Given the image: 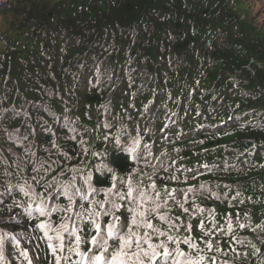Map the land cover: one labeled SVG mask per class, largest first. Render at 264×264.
Returning <instances> with one entry per match:
<instances>
[{
    "label": "trees",
    "instance_id": "trees-1",
    "mask_svg": "<svg viewBox=\"0 0 264 264\" xmlns=\"http://www.w3.org/2000/svg\"><path fill=\"white\" fill-rule=\"evenodd\" d=\"M256 9L247 0H0V113L19 112L0 122V177L15 170L28 141L48 140L39 131L42 121L62 128L50 117L67 115L78 135L53 149L58 164L47 178L68 182L76 168L92 171L94 186L106 188L111 175L95 171L106 164L118 187L120 177L135 180L154 168L161 192L206 185L202 196L184 202L188 213L170 204V214L191 224L181 234L201 249L211 239L213 249L227 252L207 256L243 264L230 245L250 249L215 229L226 231L231 220L236 235L260 246L252 229L264 226V18ZM121 125L133 135L139 128L142 144L152 146L147 162L132 161L117 143ZM20 128L32 132L23 144ZM32 151L42 160L48 155L39 146ZM24 215L0 206V217H13L0 229L19 232ZM237 220L246 227L239 229ZM210 229L213 235H204ZM14 253L6 241L10 264H17ZM254 262L250 257L248 264Z\"/></svg>",
    "mask_w": 264,
    "mask_h": 264
},
{
    "label": "snow or ice",
    "instance_id": "snow-or-ice-1",
    "mask_svg": "<svg viewBox=\"0 0 264 264\" xmlns=\"http://www.w3.org/2000/svg\"><path fill=\"white\" fill-rule=\"evenodd\" d=\"M18 114L17 111L0 113V122ZM24 115L29 116V113L24 111ZM50 118L53 121L59 119L62 128L54 129L49 126V120L42 121L39 131L49 134L46 141H28L32 132H25L24 128L17 130L18 141L21 144L28 141L27 146L23 155L17 156L14 161L15 170L5 171L0 177V206L10 213L19 210L25 214V223L19 232L0 229V264H10L5 256L6 241L14 246L17 264H208L209 260L211 264H229L226 259L217 261L216 255L205 254L213 251L222 253L219 247L213 249L211 239L204 241L205 248L201 249L191 235H182V228L191 232V224L185 226L183 222L177 223L180 218L170 214V204L179 205L188 213L184 202L190 194L193 197L202 196L207 190L206 185L202 184L199 188L164 189L161 192L155 183L159 170L154 168L151 175L145 172L135 180L131 175L120 177L118 187L114 169L106 164L95 166L97 173L111 175V186L106 188L94 186L92 171L82 172L76 168L72 169L73 175L68 182L59 181L57 176L47 178L52 165L58 164L59 157L52 160L53 149H58L63 139L71 141L78 135L77 129L73 127L75 121L67 115L59 118L53 115ZM24 127L31 128V125L25 123ZM103 127L111 129L113 125L105 122ZM69 132L72 135H68ZM53 136L54 141L51 139ZM116 140L132 161L147 162L152 155V146L149 143L142 144L143 136L139 128L133 135L127 125H121L120 136ZM46 143L50 146L45 147ZM37 146L48 153L43 160L40 151H32ZM29 155L33 160L26 167ZM61 155L65 159L69 158L67 152ZM29 170L32 175L28 174ZM41 172L44 175H39ZM132 172L136 173L137 169L133 168ZM5 177H15V183ZM146 179L151 183L146 185ZM171 179L177 180V176L173 175ZM211 194L216 195L214 192ZM180 196L183 200L179 199ZM122 210L126 213L124 217L119 214ZM199 211L203 213L205 210L200 208ZM11 218L0 217V224ZM28 221L32 222L31 226ZM199 227L204 229L203 221ZM237 227L243 229L246 225L237 220ZM215 231L230 235L234 245L250 249V253H241L230 245V251L245 258L243 264H248L250 257H255L254 264H264V226L258 224L252 229L260 246L246 237L236 235L231 220L226 231ZM204 235L212 236L213 230L205 231ZM181 245L187 246L189 251L183 250ZM222 254L227 256V252Z\"/></svg>",
    "mask_w": 264,
    "mask_h": 264
},
{
    "label": "rangeland",
    "instance_id": "rangeland-1",
    "mask_svg": "<svg viewBox=\"0 0 264 264\" xmlns=\"http://www.w3.org/2000/svg\"><path fill=\"white\" fill-rule=\"evenodd\" d=\"M248 4H252L255 1V5L257 6L256 12L258 15L264 18V0H247Z\"/></svg>",
    "mask_w": 264,
    "mask_h": 264
}]
</instances>
